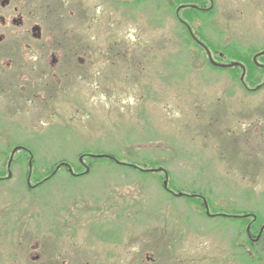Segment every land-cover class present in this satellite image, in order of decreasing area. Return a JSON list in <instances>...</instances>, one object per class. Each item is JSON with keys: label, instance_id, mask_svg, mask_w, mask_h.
<instances>
[{"label": "rangeland", "instance_id": "rangeland-1", "mask_svg": "<svg viewBox=\"0 0 264 264\" xmlns=\"http://www.w3.org/2000/svg\"><path fill=\"white\" fill-rule=\"evenodd\" d=\"M215 1L217 14L205 22L206 42L236 54L241 42L233 23L242 24L244 17L236 19L234 13L225 20L224 13L231 15L232 0ZM166 2L30 1V21L41 29V41L31 46L42 52L30 56L28 64L37 66L40 75L28 66V84L35 88L39 84L44 91L23 104L15 81L1 79L4 85L9 82L10 89L0 99V170L7 167L4 154L15 147H24L29 154L16 152L8 179L0 182V264H55L49 257L62 251L66 262L70 247L66 242L58 247L60 238L54 232L68 235L56 228L62 225L57 219L59 209L63 215L87 210L92 220L104 214L105 227L112 229L125 224L116 215L137 212L147 224L153 222L145 217H154L159 226H191L199 231L218 227L212 230L216 233L211 232V240L219 235L229 241L232 234L238 244L247 241L238 222L207 219L201 203L210 212L257 213L264 220V85L248 87L244 77L240 80L242 73L237 80L228 69L209 64L206 52L192 38L196 22H188L189 36ZM180 16L176 17L183 19ZM246 18L253 32H264L263 24L256 27L253 17ZM51 53L58 62L47 68ZM214 53L210 51L214 62L227 63ZM53 73L57 81L51 78ZM18 102L24 116L13 115ZM83 153H114L123 162L140 165L157 163L165 170L164 179L160 181L162 173L143 177L107 161L89 165L80 158ZM30 156L31 176L45 178L31 191L25 182L29 161L24 160ZM62 160L68 172L55 171L56 166L45 177ZM78 162L83 167L76 172ZM17 225L22 228L13 234L11 228ZM40 227L44 257L37 263L28 255L37 251L32 249L33 238H38ZM159 233L156 264H176ZM22 235L25 240L18 246L16 239ZM205 241L206 237H197L183 242L176 253L187 256L194 245ZM107 246L111 256L121 257L119 248ZM240 248L244 259L237 258L238 264H254V256L264 264V233L253 248L255 255L248 254V247ZM221 256H229L223 247Z\"/></svg>", "mask_w": 264, "mask_h": 264}, {"label": "flooded vegetation", "instance_id": "flooded-vegetation-1", "mask_svg": "<svg viewBox=\"0 0 264 264\" xmlns=\"http://www.w3.org/2000/svg\"><path fill=\"white\" fill-rule=\"evenodd\" d=\"M30 1L31 0H0V99L7 93L8 89H10V85H8L9 82H7L8 84L5 85L1 82V79L6 78L7 81H15L17 94L22 98L21 103L23 104L30 101L29 97H35V95L36 97L41 96V92L43 93L44 91V88L42 86H39V84L36 85V88L30 87L28 84L30 80V77H28V66H30L28 62L30 61V56H39L42 52L41 49L35 50L31 46L32 44L34 45V43H38L41 41V29L36 25V22L32 23L30 21L29 13L27 11ZM192 1H194L198 5L186 3V0H167L166 3L170 8L175 7L174 14L177 17L183 10L189 8L199 10L203 13L209 12L210 15H202L205 22L207 20H210L209 18H212V15L217 14L216 11L218 10V8L215 0ZM231 4L234 7H232ZM229 7L231 9V15H226L227 13H224L223 18L225 20H231V17L234 16L236 19L244 17V22H242V24L233 23V25H236L235 27L237 28L235 31L237 34V40L238 42H241V44L236 45L237 53L240 55H252V60L254 57H256L257 62V59L260 57L257 54H260L264 51V32H253V30L248 26V19L246 17H253L256 27L262 24L264 26V0H232V2H230L229 4ZM177 19L178 22L183 26V28L186 29L188 35L191 36L192 34V38L196 43L200 42L205 45L201 41L202 38L200 36H197V31L194 33L191 32V29L188 25L187 16H185V18L183 19ZM200 24L201 23H199V25ZM13 35L17 36L16 40H14ZM205 47L208 48L209 52L211 51V46L205 45ZM216 52L220 57L223 56L222 53H219L220 51H215V53ZM70 54L73 56L75 53L71 52ZM48 55L50 59H47L48 64L46 66L47 68H53L57 64L58 60L53 53ZM256 66H258L259 68H264V66L259 62L258 64H256ZM30 67H33V72H36V74L40 73V71L37 70V66ZM56 75L57 74L53 73L50 76L51 78H55L56 80ZM44 77L45 76H43V78ZM18 105L13 115H16V117L18 115L24 116L25 110L21 111V106L19 105L18 107ZM16 148L19 149L17 150L19 152L23 151L25 152V154H29V151L24 147L18 146ZM76 178H79V176H76L72 179ZM3 180H5V178L0 176V182ZM43 180H45V178H42L41 180H35V183L29 184L28 178H26L25 182L28 190L31 191L35 188H39ZM167 194L173 197L176 196L175 193L172 192H168ZM190 196L200 197V199H202L199 195L184 194V197L186 198ZM203 200L204 199H202V201ZM201 204H203L202 213H204V216L207 219L223 218L231 221L234 219V217H237L236 215H232L231 213L227 214L222 212H210L208 206L204 204V202ZM61 212L62 210L59 209L57 219L58 222L62 223V225L56 226V228L64 229V232H67L68 235L67 237L66 235L62 237L61 234H58V232L61 233V231L54 232L60 238L61 244H59L58 247H61L62 243L66 242V244L70 247V252H66L68 254H66L67 256H65L67 257L66 262L65 258H63L64 256L60 255L63 251L58 252V256L54 255L53 258L49 257L51 260L54 259L55 264H156V261L158 259L157 234L159 232L161 241L165 243L163 245H166L165 248L167 249V253L170 252L174 257H177V259L174 257L172 258L176 262V264H238L240 263L238 259H244L240 257L241 254H243V251L241 248L239 250L238 247L240 245L246 248L248 247V254L255 255L254 253L256 251H253L255 250L253 248H255V246L258 245L261 241L263 237L262 231H264V228L261 227L256 234L247 233V241L238 244L239 242L237 240V235H233L234 237H232V234L229 241L221 239V236L219 235H217V239L215 237V239L211 240V232H213V234L216 233V231L212 230H218V227H215L209 231H199L197 229L192 230L191 226L184 227L166 224V226H159L157 224H154V221L157 222L158 220V218L154 217H145L146 222H148L149 220L150 222H153L147 224L142 223L143 215H141L140 212L134 214H121L116 216L114 215L115 217H113L115 219H117V217H120V219H122L125 224L113 227V229L112 226L105 227L104 214H102V216L98 215L97 219L92 220V217L89 215L87 210H83L79 214L74 215H63L61 214ZM103 212L105 213V209L103 210ZM198 212H200V210ZM62 216H65L64 221H61ZM100 218H102V220H100ZM101 221L103 223H101ZM67 222L73 223L68 224ZM43 227H40L38 231V238H33L36 243L32 247V249L36 248L37 251L31 250L30 254L32 253V255H28L31 261H37V263L40 262V260L44 257L42 249L44 243L43 238L41 239V235L44 234ZM21 228L22 227L17 225L11 228V230L14 234L15 232L18 233ZM158 230L161 231L158 232ZM168 237L170 238V240L168 239ZM197 237H206L207 241L202 242L197 246L194 245L195 243H192L195 247L190 253L187 252V256H184V252L182 254L181 251L178 254L176 253V248L178 246L180 247L183 242L190 243ZM63 238H66V240L64 241ZM16 240L17 245L21 246L25 238L22 235L19 236ZM107 245H111L114 250H116V248H119L118 250H120L121 252V257L117 258L116 256H111L110 252L108 250H105V248L108 247ZM222 247L225 251L226 256L227 254L229 255L227 258L225 257L226 259L221 256ZM73 250L75 251L73 252ZM254 258L256 259V261H254V264H258L261 262V260H263L262 258H256L255 256ZM254 258L250 257L249 260L252 261L254 260ZM116 259L118 261H115Z\"/></svg>", "mask_w": 264, "mask_h": 264}, {"label": "trees", "instance_id": "trees-1", "mask_svg": "<svg viewBox=\"0 0 264 264\" xmlns=\"http://www.w3.org/2000/svg\"><path fill=\"white\" fill-rule=\"evenodd\" d=\"M143 1H145V0H143ZM186 3H191V4H194V5H198L192 0H186ZM124 4H127V3H124ZM173 9H175V7ZM180 14H181V16H180L181 18H185V16H187V18H188L187 20H188V22L190 24H192L193 22H196V25H197L196 28H195V30L197 31L196 34H197L198 37L200 36L202 38L201 41L204 44L211 46L210 50L220 51L222 53V55H223L222 58H217V60L227 62V63L224 62L225 64L238 63V64H240V65H242L244 67V69H245L244 85H248V87H251V88H255V86H259V85L261 87H263L264 84H262L263 79L261 80V76H264V68H259L258 66H256V64L253 62L251 56L240 55L238 53H236V54L233 53L232 54L231 52L227 53L225 50H221L219 47H213L209 42H206L208 40L206 39L205 36H206V32L208 30H207V26L204 24L205 21H204L202 15H208V14L210 15L209 12L203 13V12H201L199 10H195V9L189 8V9L183 10ZM174 18L177 19L175 14H174ZM199 23H201V24L199 25ZM257 62H259L260 64H262L264 66V55L260 56L257 59ZM227 71H229L231 73V75L234 78H236L237 80H238V76H240L241 73H242V70L239 67H237V66L232 67V68H228ZM19 153L22 154V155H25V152H23V151L19 152ZM9 154H7V153L4 154V155H6L4 162L9 160ZM92 155L91 154H87V153H83V154L80 155V158H82V160L85 158L89 165H93L96 161L97 162H103V161L105 162V161H107L109 163L119 165L117 167H121V168L130 170V171H133V172H137L138 174H141L140 176H143V177H147L149 175H159L160 173H162V175L160 176V181L164 179V175H163L164 173L163 172H159V171L158 172H149V171H147V170L160 169L161 166L159 164H157V163L154 164L152 162L150 163L149 161H145V163L143 165H140V164H138V163H136L134 161L123 162L122 161L123 159L121 157H119V156H116V154H114V153H108V154L98 153V155H107V157H110V158H103L102 157L101 159L93 158V157H91ZM94 155H97V154H94ZM24 160L26 162L30 161L31 164H34V160H32L30 157H26ZM16 161H17V159H16ZM16 161L13 159L12 162H11L10 167ZM116 161L118 163H116ZM63 163H66V162L64 160H62V161L54 163L51 166V169H49V171L45 172V177L49 176L50 173L52 172V169H54L56 166L59 167V169H63L66 172H68L67 167H65L63 165ZM82 164H83V162L82 163L81 162L77 163V165L74 168L76 172L81 171V169L83 167ZM7 172H9V169L5 166L4 169L0 170V173H2V174H0V176H4V178L7 180L8 179V178H6L7 177ZM28 174H29V171H26L25 181H26V178L29 176ZM79 175L83 176V175H85V173H83V174L81 173ZM29 179L39 180V178H38V176L36 174H33L32 176L30 174ZM201 207L203 208V204L201 205ZM230 213L232 215H236L237 216V217H234L233 220L237 221L238 224L240 225V227L243 228L242 231L245 234V236L247 235V233L256 234L259 231V228L264 226V220H261L260 216L257 213H241L240 211H236L235 213L234 212H228L227 214H230ZM247 227H248V232H247Z\"/></svg>", "mask_w": 264, "mask_h": 264}, {"label": "water", "instance_id": "water-1", "mask_svg": "<svg viewBox=\"0 0 264 264\" xmlns=\"http://www.w3.org/2000/svg\"><path fill=\"white\" fill-rule=\"evenodd\" d=\"M197 44L200 45V48H201V47L204 48V50H205V52H206V54H207V56H208V57H207V58H208V61H209V63H210L212 66L217 67V68H222V69H228V68H232V67H235V66H238V65H239V64H237V63H230V64H225V65H222V64L216 63V62H214L213 59L211 58V55H210L209 51H208V50H207V49H206L201 43L197 42ZM262 54L264 55V52H262V53H260V54H257V55H262ZM255 58H256V57L253 58L254 61H255ZM241 68H242V70H243L242 75L240 76V77H241L240 80H241V82H242L245 72H244V68H243L242 66H241ZM17 150H18V148H14L13 150H11V151H12V152H11V156H10L9 160L7 161V162H8V163H7V167H8V168H9V166H10V164H11L13 154H14ZM92 157H93V158H96V159H101L102 157H103V158H110V157H107V155H92ZM116 163H118V162L116 161ZM64 165H65L66 167H68L67 164H64ZM28 168H29V170H31V164H30V162H29ZM57 169H58V167L55 169V171H57ZM147 171H149V172L163 171V169L147 170ZM69 172H70V169H69ZM87 172H88V171L86 170L85 173H87ZM166 184H167V180H165V181L163 182V186H164V188H166ZM176 195H177L178 197L183 196L182 193H178V194H176Z\"/></svg>", "mask_w": 264, "mask_h": 264}]
</instances>
